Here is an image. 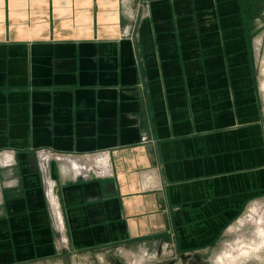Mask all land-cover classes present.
Returning <instances> with one entry per match:
<instances>
[{"label":"crops","instance_id":"obj_1","mask_svg":"<svg viewBox=\"0 0 264 264\" xmlns=\"http://www.w3.org/2000/svg\"><path fill=\"white\" fill-rule=\"evenodd\" d=\"M257 3L0 0V264L221 240L264 194ZM41 148L111 151L108 178L51 165L64 247Z\"/></svg>","mask_w":264,"mask_h":264},{"label":"rangeland","instance_id":"obj_2","mask_svg":"<svg viewBox=\"0 0 264 264\" xmlns=\"http://www.w3.org/2000/svg\"><path fill=\"white\" fill-rule=\"evenodd\" d=\"M257 7L259 9L255 17L258 23L257 32H259L257 33V37H262V45L258 63V66L261 70L263 65L262 61H264V0H258ZM259 76L264 99L263 71ZM52 163L60 164V162L57 160L52 161ZM254 203H257L256 205H259V213L263 214L264 194L252 200L248 204L244 212L236 220H238L244 213L249 212L250 208L255 205ZM255 228L256 227L254 224L249 223L238 232H226L214 247H198L191 250L189 249L185 251L172 252L169 251V247L167 250H165V248L156 247L151 243L140 247L139 244H142V242H137L134 245L131 244V247H124V249L122 247H111L107 255L103 254L104 251L102 250V248H98L96 250H79L77 252L66 254L64 253L47 262L35 264H117L118 261H121L123 264H222L221 262H217L219 255L224 254L226 251L231 249L233 244L232 242L235 243L237 235L241 236L243 234L242 236H246V238L255 236ZM60 237L62 236L58 235V238ZM239 263L264 264V248L258 253V255H249L247 257H242L240 255L239 262L237 264Z\"/></svg>","mask_w":264,"mask_h":264},{"label":"built area","instance_id":"obj_3","mask_svg":"<svg viewBox=\"0 0 264 264\" xmlns=\"http://www.w3.org/2000/svg\"><path fill=\"white\" fill-rule=\"evenodd\" d=\"M1 157L4 165L7 166L13 163V157L9 152H6L5 158L4 156ZM37 157L51 220L57 234L62 236L58 239V243L60 247H64L67 246L68 241L64 236L65 223L63 214L60 211V205L56 208L52 201L53 195L58 200L56 183L51 173L52 161H59L63 171L76 180L108 178L114 175L111 151L100 150L88 153H61L50 148H41L37 150ZM63 162L69 164V167L64 168Z\"/></svg>","mask_w":264,"mask_h":264},{"label":"bare ground","instance_id":"obj_4","mask_svg":"<svg viewBox=\"0 0 264 264\" xmlns=\"http://www.w3.org/2000/svg\"><path fill=\"white\" fill-rule=\"evenodd\" d=\"M262 62V71L264 73V61ZM63 166L64 168H68L69 164L63 162ZM52 201L56 208L58 207V205H60V202L55 198L54 195ZM254 204V206L252 205L253 207L250 208L249 212L244 213L238 220L230 225L227 232H238L247 224L252 223L256 227L255 232L253 230L255 236L246 238V236H242L243 234L241 236L237 235L235 243L232 242L234 245L232 244L231 249L226 251L224 254H220L217 262H221L222 264H237L239 262L240 255L242 257H247L249 255H258V253L264 248V213H259V205H256L257 203Z\"/></svg>","mask_w":264,"mask_h":264},{"label":"water","instance_id":"obj_5","mask_svg":"<svg viewBox=\"0 0 264 264\" xmlns=\"http://www.w3.org/2000/svg\"><path fill=\"white\" fill-rule=\"evenodd\" d=\"M117 264H123L121 261H118Z\"/></svg>","mask_w":264,"mask_h":264}]
</instances>
